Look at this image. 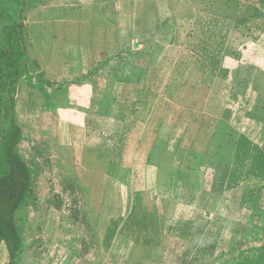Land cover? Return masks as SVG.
I'll use <instances>...</instances> for the list:
<instances>
[{
	"label": "rangeland",
	"instance_id": "rangeland-1",
	"mask_svg": "<svg viewBox=\"0 0 264 264\" xmlns=\"http://www.w3.org/2000/svg\"><path fill=\"white\" fill-rule=\"evenodd\" d=\"M56 1L0 0V11L5 13L0 14V37L5 35L2 24L18 21V12L22 7L26 12L29 10L28 13L24 11L22 47L26 53L20 61L23 70L14 93L16 99L14 117L21 129L17 150L30 166L33 175L27 199L16 212L17 226L24 242L21 264H219L217 257L220 253L230 252L237 241L245 238L252 223H258L260 229L264 228V222L263 225L259 222L264 214V183L259 175L263 174L264 159L261 156H264V141L260 142L264 137H261L255 129L249 137L243 133L250 110L256 111L254 115H264L263 94L259 97L257 92H248L245 87H239L234 81L232 84L231 80L225 83L219 92L213 87L200 84L202 73L196 72V69L182 73L187 64L193 66L192 68L197 65L195 56L179 54L187 44V40L181 39L180 35L188 34L193 27L191 24L200 17L197 12L194 14L193 10L186 7L188 2L185 0H160L159 7L167 13L161 22L162 25L159 23L156 28L145 32L140 42L143 51L141 55H144V58L134 59L135 55L129 58L126 54L120 58L116 55L118 51L114 50L115 52L110 53L114 56L107 60L109 63L107 68L111 74L116 76L118 70L126 65V75L129 79L134 81L135 77L141 74L140 80L143 79V83L154 78L153 84L157 86L170 82L174 73L176 81L183 80V76L188 75L186 92L183 94L181 90L180 94L184 97L185 106H189L188 102L191 108L194 107L196 110L207 108V118L213 117L212 112L218 110L220 97L230 102L233 107L231 112H228V117L231 113L230 118L222 121L223 135L208 137V140L214 139L221 150L223 147V160L214 162L211 157H207L205 161L199 159V154L196 153L199 151L198 143L205 137H198V129L195 127L188 129L191 132L190 137L180 135L182 130L186 131L181 126L180 129L175 128L174 133L178 135L171 136L169 134L172 129L166 125L163 126L165 129L162 130L157 144L163 145V149L167 147L174 152L165 155L166 151L162 150L163 155L158 159L160 162L168 161L170 166H162V169L158 166L154 169L147 167L145 163L143 167L136 168L134 161H131L134 159L132 151L122 152L120 147V144L123 142L127 144L130 139L117 134L110 136L113 128L118 129L123 125L121 119L116 118L119 114L122 116L126 112H131V117H134L135 89L130 85L121 89L122 83L119 81L109 82L108 87H103L102 90H105L110 98L116 96L115 99L120 97H125L124 100L130 99L129 102L127 100L120 105L97 103L100 95L94 94V88L89 90H93L92 94L88 93L87 97L83 94L82 98L78 99L72 96V91L76 87L73 80L78 79L80 75L62 73L60 62H55L56 55L51 53L53 49L48 47V44L39 51L38 41L34 38V33L36 35L38 33V26L28 21L27 15L30 14L29 20L37 21L42 6L47 7L46 11H51L47 13L50 16L54 14L50 9L54 8L52 6ZM253 1L244 5L247 14H264V8ZM198 11L202 10L198 8ZM240 22L233 28L232 36L228 40V47L232 51L241 46L246 48L252 43L256 46L260 42L252 41L251 27L246 21ZM196 28L199 29V25H196ZM50 29L48 27V31ZM170 34L172 38L174 34L176 35L172 49L177 54L166 52L162 56L160 53L163 48L173 40L167 42L166 37ZM32 37L31 45H33L29 51ZM259 47H264V44ZM230 49L228 54L231 53ZM130 52L135 53L134 50H128V54ZM59 55L57 57L61 61ZM243 58L247 59L246 55ZM130 59L134 62L129 63ZM230 59L231 56L226 54L227 65L231 64H228ZM167 60L170 62L168 66ZM172 61L175 62L173 68H171ZM149 62L154 64L150 65ZM139 64L142 70L137 72L128 68ZM243 72L242 70L241 73ZM102 74L103 71H100L97 75ZM92 78L93 76L89 80ZM208 80L211 81L212 78ZM159 87L155 89L162 91V94L168 90ZM146 90L149 92L154 89L147 87ZM210 97L212 100H209ZM147 103L138 104L136 109L137 115L143 119L137 123L143 127L149 122L147 116L151 105ZM182 106L184 105L181 102L179 115ZM83 110L88 111L84 121L88 130L87 137L73 136L69 125L72 119L83 113ZM109 111L115 112V117L108 116ZM187 112L185 111L184 114L188 115ZM195 113L198 114L193 110L189 115L193 124L196 123L193 119L199 117ZM236 116V123H230ZM187 118L189 117L182 115L180 120L187 122L189 121ZM205 118L202 116L198 119L207 121L206 129L211 131L215 125H209L210 120ZM40 121L43 122V126L39 125ZM7 127L8 120L4 115H0V131ZM227 127L240 133L233 137L234 146ZM218 129L220 130V127ZM252 135H255L254 144H261L262 151H258L260 146L258 149L253 147V153L247 149L246 146ZM84 139H86L85 150L82 148L83 151L77 152L76 148L79 146L77 144L74 146L73 143L76 141L82 143ZM238 143L240 159L247 155L251 157L253 154L254 158L247 162H250L247 168L244 166L240 168V173L243 171L242 175L236 173L239 176L237 184L235 181L234 183L230 181L232 174L230 169H226L228 165L226 161H230L232 156L229 150L237 148ZM182 144H189L191 150L182 151ZM245 147L246 150L243 151ZM170 154H173V158L167 157ZM244 172L259 179L250 182L252 184H242V178L247 180ZM139 174L140 178H138ZM173 179L175 183L171 182ZM150 183H153L152 189ZM240 184L244 185L246 190L234 192L232 188ZM146 187L154 196L152 208L163 205L166 215L153 217L148 214L147 199H133L135 191L142 189L146 192ZM200 188L206 194L200 192ZM165 191L171 193L168 194L169 198L165 196L158 198V195ZM185 193L189 194L191 200L189 206L182 203ZM196 224L204 228L201 235L190 230ZM156 229H165L169 232L168 239L157 248L152 243ZM246 238L250 240L244 242L243 246L234 252L236 255L241 250L247 251L250 245L260 246L264 243V233ZM254 239L256 240L253 241ZM226 257L231 258V256ZM7 261V250L4 243L0 242V264H7ZM229 264L250 263L237 259Z\"/></svg>",
	"mask_w": 264,
	"mask_h": 264
},
{
	"label": "crops",
	"instance_id": "crops-1",
	"mask_svg": "<svg viewBox=\"0 0 264 264\" xmlns=\"http://www.w3.org/2000/svg\"><path fill=\"white\" fill-rule=\"evenodd\" d=\"M59 1L60 0H57L56 3L52 6L54 8L50 9L54 11V14L52 13V15L50 16H48L47 13H50L51 11H46L47 7L43 8L42 6V9L40 10V12H38L39 15L37 16V21L29 20L30 14L27 15L28 21H30L31 23H35V25L38 26V33L37 35L34 33V38L36 41H38L37 43L39 46V51L42 48H46L48 44V47H52L53 49L51 53H53V55H56L55 62H60L62 73H69L76 76L80 75L78 79L81 78L82 80H78L77 78L73 80V83L76 84V87H74L75 89L74 91H72V96L78 99L82 98L81 96L83 94H85V97H87V94L90 92L92 94L93 90H89L90 88H94V94L98 96L100 95L97 103L105 102L110 106L120 105V103L124 101L128 100L127 102H129L130 99L124 100L125 97L115 99L116 96L114 98H110L109 94H106L105 90H102L104 89L103 87H108L109 82L111 83L119 81L120 83H122L121 89L128 87V85L135 89L133 96V103L135 105L134 117H131V112H126L122 116L119 114V117L116 118L121 119L120 122L123 123V125L119 126L118 129L113 128L110 132V136L117 134L118 136H127L130 139V142H128L127 144L126 142H123L122 144H120V147L123 150H121L122 152H127L129 150L132 151L134 159H132L131 161H134L133 163L136 168L143 167L145 163L147 167H152L154 169L158 166H161V169L162 166H170L168 164V161H166L167 163L162 160L160 162L158 159L162 157L160 155H163L161 154V152H163L162 150L166 151L165 153L167 154L164 153L165 155H169L168 152H174V150H170V148L167 147L163 149V145L158 146L157 144L158 138L162 135V130L165 129L163 128V126L166 125L170 126V129H172L171 134H169L171 136L178 135V133H174L175 128L180 129L179 127L181 126L182 129H186V131L184 132L183 130H179L182 132L180 135L190 137L191 132L188 131V129H190V127H195L196 129H198V137H205L204 139H200L198 143L199 151L196 153L199 154V159L202 158L203 161H205L207 157H211L214 162L223 160V147L221 150L218 143L216 144V141H214V139L208 140V137L212 136L213 138V136L215 135H223L222 121L228 120L230 118L231 113L228 117V112H231L233 107V105H230V102L228 103V101L220 97V105L218 110L212 112L213 117L207 118V108H200L196 110V108L194 107L191 108V105L188 102L187 104H189V106H185L186 104L184 101V97L183 95H180L181 90H183V94L184 92H186V78L188 75H184L183 80L176 81L177 78L175 77L174 73V77L170 80V82H166L165 84L157 86L153 84V82L155 81L154 78H152V80L149 82L145 81L143 83V79L140 80L141 74L137 75L134 81L129 79V77H127L126 75V65L124 67L122 66V68L118 70V74L116 76L111 74L109 68H107V66H109L107 60L110 59V57L112 56V54L110 53L114 50L118 51L116 55H118V57L120 58H122L121 56L123 54L129 56V58H132V56L135 55L134 59L136 57H140L137 59L144 58V55H141L143 54V51L142 44L140 42L141 40H143L145 32L147 33V30L156 28L159 23L161 24L162 20L164 19V15H166L167 13V11H164L159 7L158 3L160 0ZM185 1L188 2V5H186V7L189 10H193L194 14L197 12L200 18L196 19L192 24L190 23L191 25H193V27L190 28L188 34L183 33L182 36L180 35L181 39L187 40V44L184 46V49H182L181 51H179L180 49L178 50L179 54L183 56H195L197 65L192 68L193 66H189L187 64L186 67L184 66L182 73H189L196 69V72L202 73V79L201 81L199 80L201 82L200 84L213 87L219 92L221 88L225 86V83L230 82L231 80L232 84L234 81V83L238 84L239 87H245L247 89L246 91L248 92H257L256 94L259 95V97L262 94L264 96V47H259L261 45L263 46L264 44V14L249 15L244 8V5L252 3L254 1ZM198 1L199 3H197ZM255 2L260 4L264 8V0H255ZM114 3L115 5L113 6ZM198 8L202 11H198ZM24 11L26 12L25 8ZM25 12H23L24 15H22L20 19L23 22V29L25 27ZM28 12L29 10L26 13ZM167 18H169L168 15ZM240 21H246L248 23V26L251 27L250 35L252 41L258 40L260 42L256 46L255 43H252L246 48L241 46V48H234L233 50L235 51H232L228 47V40L232 36L233 28L237 24H240ZM196 25H199V29L196 28ZM218 25L222 26L218 27ZM48 27L51 28L50 31H48ZM254 34L256 35L254 36ZM175 37V34L173 38L171 37V34L166 37L167 42H171V40H173L171 43L168 42L169 44H167V46L163 48L162 52L160 53L162 54V56L165 55L166 52L167 54H177L173 50ZM32 40L33 37L29 43V51L30 49H32ZM195 41L199 42L194 43ZM229 49L231 51L230 54H228ZM128 50H134L135 53L130 52L128 54ZM58 54H60L59 56L61 61L58 60ZM226 54L231 56V59L228 62V64L231 63L230 65L226 64ZM245 55L247 59L243 58ZM130 60L131 61H126H128L129 63L134 62L133 59ZM167 61L168 66L170 62L169 60ZM148 64L153 65L154 63L149 62ZM174 66L175 62L172 61L171 68H173ZM110 68H112L111 65ZM128 68H132V70L134 69L135 72L142 70L141 64L136 65L135 67ZM242 70L244 71L243 73H241ZM100 71H103V74L97 75ZM148 72H150V70H148ZM92 76L93 78L89 80V78ZM208 78H212V80L210 81L208 80ZM100 81L103 83L100 84ZM159 86L168 88V90L166 91L167 93L163 92L162 94V91H158L155 89H159ZM147 87H149L150 89L153 88L154 90L148 92V90H146ZM209 100H212V98L210 97ZM145 102H148L147 104H150L151 108L148 111L147 116V120L149 122L143 127V125H138L137 123L143 119L142 117L137 115L136 109L138 104L141 105ZM181 102L184 106H182L179 115L178 109L180 108L179 105H181ZM128 108L130 107L128 106ZM193 110L198 112V114L195 113V115L199 116L198 118L205 116L208 120H210L209 125H215L212 129L213 131H208L206 129V127L208 128L207 121L204 122V120H199L197 118L193 119L196 121L195 124L190 122L191 117L189 115H191ZM85 111L86 110H83V113H80L79 116L77 115V118L71 120V125H69V127L70 131H72L73 136L87 137L88 130L85 128L86 124L84 123V121H86V115L88 114V111ZM185 111H188V115L184 114ZM255 112L250 110V112L248 113V118L245 123L246 127L243 132L246 137H249L252 133H254V129L258 134H260L261 137H264V115H254ZM46 114L47 111L46 113L44 112V116ZM114 114L115 112L113 113L112 111H109L108 116H114ZM182 115L189 117L187 118L189 121L182 122L180 120ZM44 118H46V116ZM41 121L39 122V125L43 126V122L41 123ZM236 121L237 116L232 118L230 123H236ZM217 125L218 128L220 127V130L217 128ZM227 129L228 134L231 135L230 138L232 140V145L234 146L235 139L233 137L240 135V133H236V131L231 127H227ZM254 136L255 135H252V137L250 138L251 140L248 141V145L246 146L247 149L252 152L253 147L258 149L260 146L258 151H262L263 148L261 147V144H254ZM263 141L264 139L259 142L263 143ZM85 143L86 139H84L82 143L76 141L73 144L74 146L75 144L79 146L78 148H76V151L80 152L83 151L82 148H84L85 150ZM236 146L237 148L234 147L236 152L234 151V149L229 150L232 156L230 157V161H226L228 163L226 169H230V174H232L230 175V181L233 183L235 181V183L238 184L239 176L237 174H243V171L242 173H240V168L242 166L247 168L250 165V162H247L250 161L251 158H254V154L252 155L253 157H249L247 155L243 159H240V152H238L240 144L238 143ZM246 147L243 151L246 150ZM189 150H191L189 144H182V151ZM232 152H234L235 154L233 155ZM156 153H158L159 155ZM167 157L173 158V154H170V156ZM261 158L264 159V156H261ZM262 171L263 174L259 175L261 176L260 180H262V182L264 183V165H262ZM244 174L246 176L245 179L247 180H244L242 178V184H252L250 182L259 179L258 177L251 176L250 174L246 175V172H244ZM140 177L141 175L139 174L138 178ZM171 182H174V179ZM150 184V188L152 189L153 183ZM243 186L244 185L241 184L237 185L236 187L232 188V190L234 192L237 190H246ZM201 188L200 192L206 194L205 191H201L203 190ZM141 191L142 189L135 191V196L133 197V199H147L149 204H145H148L147 210L149 215H153V217H155V215L159 217H162V215H166V213H164L165 211H163V209H165L163 205L159 208H152V204H154L152 203L154 196L153 194H151L150 190L147 189V187L145 190L146 192ZM168 194L171 193H169L168 191L162 192L158 195V198L161 196L169 198ZM185 194L186 195L182 197V203L184 202L189 206V204H191V200L189 199V194ZM190 230H194L197 235H201L204 228H202L200 224H196L192 226ZM216 230H218V228ZM244 230L247 231V229ZM167 231H165V229H156V233L154 232L155 234L153 236L152 243L154 246H156V248L159 244L165 242L168 239L169 232Z\"/></svg>",
	"mask_w": 264,
	"mask_h": 264
},
{
	"label": "trees",
	"instance_id": "trees-1",
	"mask_svg": "<svg viewBox=\"0 0 264 264\" xmlns=\"http://www.w3.org/2000/svg\"><path fill=\"white\" fill-rule=\"evenodd\" d=\"M23 12L24 7L18 12L19 21L2 24L5 35L0 37V115H4L8 120V127L0 131V242L4 243L7 250V264H21L24 242L17 226L16 212L27 199L33 176L30 166L17 150L21 129L14 117L16 105L14 93L23 70L20 61L26 53L22 47L24 31L23 22L20 20ZM0 14L5 13L0 11ZM259 222L263 225L264 214ZM260 227L258 223H252L245 238L237 241L230 252L220 253L217 261L229 264L241 259L250 264H264V243L260 246L250 245L247 251L241 250L237 255L234 253L244 242L250 240L246 237L264 233V228ZM226 256L231 258L227 259Z\"/></svg>",
	"mask_w": 264,
	"mask_h": 264
}]
</instances>
